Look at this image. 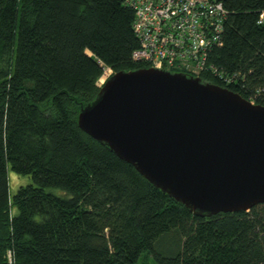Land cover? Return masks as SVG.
Wrapping results in <instances>:
<instances>
[{
	"label": "trees",
	"instance_id": "trees-1",
	"mask_svg": "<svg viewBox=\"0 0 264 264\" xmlns=\"http://www.w3.org/2000/svg\"><path fill=\"white\" fill-rule=\"evenodd\" d=\"M216 1L231 80L199 76L264 105V0ZM133 22L124 0H0V264H264V205L193 215L79 128L104 68L149 66ZM10 170L31 179L11 196Z\"/></svg>",
	"mask_w": 264,
	"mask_h": 264
},
{
	"label": "water",
	"instance_id": "water-1",
	"mask_svg": "<svg viewBox=\"0 0 264 264\" xmlns=\"http://www.w3.org/2000/svg\"><path fill=\"white\" fill-rule=\"evenodd\" d=\"M78 126L193 215L264 205V105L186 72L116 71Z\"/></svg>",
	"mask_w": 264,
	"mask_h": 264
},
{
	"label": "built area",
	"instance_id": "built-area-1",
	"mask_svg": "<svg viewBox=\"0 0 264 264\" xmlns=\"http://www.w3.org/2000/svg\"><path fill=\"white\" fill-rule=\"evenodd\" d=\"M124 4L134 11L132 31L139 41L133 61L192 76L206 72L230 82L231 76L208 60L213 47L221 45L224 30L226 11L218 1L124 0ZM259 22H263L262 16ZM111 73L110 68H104L98 86ZM255 93L264 99V85ZM7 256L11 262L10 254Z\"/></svg>",
	"mask_w": 264,
	"mask_h": 264
},
{
	"label": "rangeland",
	"instance_id": "rangeland-1",
	"mask_svg": "<svg viewBox=\"0 0 264 264\" xmlns=\"http://www.w3.org/2000/svg\"><path fill=\"white\" fill-rule=\"evenodd\" d=\"M87 55H91V54L87 53ZM97 85H98V82H97ZM7 177L9 179L8 190H9L10 196L13 195L19 187L25 186L31 182V179L27 175H23V174L17 175L15 172L11 170L8 172ZM49 191L53 192L54 194L61 193L57 189H54V190L49 189ZM146 261H148L149 264H156V262L153 260L152 257H150V259Z\"/></svg>",
	"mask_w": 264,
	"mask_h": 264
},
{
	"label": "bare ground",
	"instance_id": "bare-ground-1",
	"mask_svg": "<svg viewBox=\"0 0 264 264\" xmlns=\"http://www.w3.org/2000/svg\"><path fill=\"white\" fill-rule=\"evenodd\" d=\"M111 74H112V73H111ZM104 82H105V81H104ZM104 82H103V83H104ZM103 83H102V84H103ZM102 84H101V85H102ZM101 85H100V86H101Z\"/></svg>",
	"mask_w": 264,
	"mask_h": 264
}]
</instances>
